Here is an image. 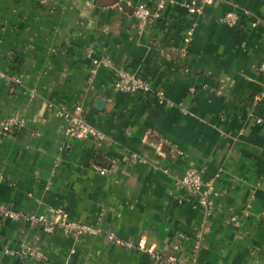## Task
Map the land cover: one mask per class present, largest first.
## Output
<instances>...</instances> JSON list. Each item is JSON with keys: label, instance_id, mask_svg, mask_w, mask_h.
Listing matches in <instances>:
<instances>
[{"label": "crops", "instance_id": "0c3cea01", "mask_svg": "<svg viewBox=\"0 0 264 264\" xmlns=\"http://www.w3.org/2000/svg\"><path fill=\"white\" fill-rule=\"evenodd\" d=\"M160 1L0 0V70L22 79L12 92L0 78V126L26 119L0 133V205L48 217L62 209L199 264H264V123L255 121L264 118V0H215L200 14L166 0L159 21L132 15ZM230 11L249 15L229 25ZM88 47L111 60L93 79ZM120 70L143 76L165 102L115 90ZM77 106L103 139L66 135L60 110ZM188 167L215 186L209 212L178 185ZM22 247L43 256L31 264H161L104 235L76 239L0 214V264H19L5 250Z\"/></svg>", "mask_w": 264, "mask_h": 264}, {"label": "built area", "instance_id": "2783aa9c", "mask_svg": "<svg viewBox=\"0 0 264 264\" xmlns=\"http://www.w3.org/2000/svg\"><path fill=\"white\" fill-rule=\"evenodd\" d=\"M215 0H186L180 2V6L186 10L188 14H200L203 12L205 4L213 3ZM167 5L166 0H161L155 7H150L145 3H138L132 8V15L141 23H146L149 20L159 21L164 15V11ZM248 12L238 13L234 11L227 12L224 16V21L229 25H238L245 16H248ZM194 35L193 28H189L184 37L183 45L179 47V55L186 57L188 54V47L192 42ZM87 55L92 57L93 50L88 47ZM111 64V60L108 57L101 59L92 57V69L91 78L93 79L99 71L101 65ZM0 78L7 80L10 84V90L15 92L18 86L22 85V79L15 75H8L0 70ZM115 90L125 93H142L152 94L157 97L159 103H164L166 96L162 90L153 88L151 83L143 76L132 73L126 70L118 71L115 81L113 83ZM61 115L65 118L67 127L66 135L68 137L76 139H85L93 137L97 139H103L104 134L96 127L91 125L83 115L82 106H77L74 110L68 108H62L60 110ZM258 123H264V118L259 117L255 119ZM26 125V119L20 115L8 116L0 126V133L13 134L17 129H20ZM166 139L161 136L158 150L163 151V144L166 143ZM172 152L182 153L181 150L171 147ZM139 155L134 153L131 155V161L138 159ZM109 170L101 168V174H107ZM179 187L183 188L188 196L194 198L205 212H209L214 207L213 195L215 193V186L213 182H206L202 174L195 168L188 167L183 172L182 176L178 179ZM51 217L45 214H31L25 213L21 210H16L9 205H0V214L4 218L26 219L32 227H39L46 232H54L56 229H61L67 236L74 237L76 239L83 236H97L104 235L105 238L116 245L126 248H137L140 251L146 252L153 256V258L161 264H199L196 257L193 259L176 255L174 253H163L157 250L156 245L148 242L145 237L139 239L122 238L114 234L113 232L103 230L98 226H94L89 223H85L79 220H72L68 213L62 209H53ZM199 244L196 245V249ZM175 251H180L178 244L173 246ZM5 252L10 255L19 258V264H31L32 261H40L43 256L37 252L30 250L29 248L22 247L20 249L7 248ZM72 253L75 252L73 248Z\"/></svg>", "mask_w": 264, "mask_h": 264}, {"label": "water", "instance_id": "95a60500", "mask_svg": "<svg viewBox=\"0 0 264 264\" xmlns=\"http://www.w3.org/2000/svg\"><path fill=\"white\" fill-rule=\"evenodd\" d=\"M104 104H105V100H104V99L99 98V99L97 100V107H98V108H102V107L104 106Z\"/></svg>", "mask_w": 264, "mask_h": 264}]
</instances>
